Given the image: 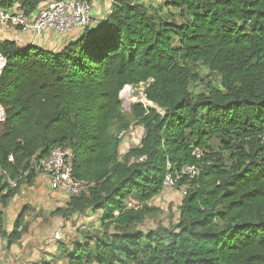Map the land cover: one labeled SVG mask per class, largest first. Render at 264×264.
I'll list each match as a JSON object with an SVG mask.
<instances>
[{
    "label": "trees",
    "instance_id": "trees-1",
    "mask_svg": "<svg viewBox=\"0 0 264 264\" xmlns=\"http://www.w3.org/2000/svg\"><path fill=\"white\" fill-rule=\"evenodd\" d=\"M49 0H0V10L35 13ZM183 22L135 0H113L110 14L58 52L0 39V221L33 161L55 147L72 152L73 176L89 191L51 216L98 214L39 264H264V0H169ZM218 78L204 82L197 67ZM146 86L147 101L124 111L126 86ZM139 143L121 153L133 127ZM202 157L196 159L193 150ZM13 157L10 161L9 158ZM185 166L177 223L139 229L167 174ZM22 179L10 188L7 178ZM26 212L9 244L21 240ZM7 232L4 231V237Z\"/></svg>",
    "mask_w": 264,
    "mask_h": 264
},
{
    "label": "built area",
    "instance_id": "built-area-1",
    "mask_svg": "<svg viewBox=\"0 0 264 264\" xmlns=\"http://www.w3.org/2000/svg\"><path fill=\"white\" fill-rule=\"evenodd\" d=\"M110 2L112 3L113 0H110ZM11 26L23 31L33 30L37 32V34H42L48 30H53L58 34L67 33L76 28L85 30L93 26L92 2L91 0H49L31 15H27L17 8H13L9 11L0 10V34ZM6 66L7 59L0 53V79ZM132 88L137 87L126 86L122 91L123 97L126 91L130 92L127 97L130 103H132V101L135 102V100H132L134 97L132 96ZM5 120L6 112L0 102V123L5 122ZM125 137L126 136H124V138ZM193 156L196 159H200L202 157V151L199 148H195L193 150ZM9 160L12 161L13 157L11 156ZM33 162L34 175L47 183L53 191L64 193L69 197L79 196L89 191L90 184L77 180L73 176L74 169L72 165V152L70 149L55 147L50 151L47 157L41 159L39 162ZM1 173L0 170V174ZM198 175L199 170L192 166H185L175 174L169 173L164 182L165 191L176 189L177 183L183 176L194 178ZM21 179L22 177L18 180L7 178L10 188H16ZM183 194L185 196L186 189L183 190ZM4 231L3 223L0 221V243L3 242L5 238ZM55 235L57 239H59L60 234L56 232Z\"/></svg>",
    "mask_w": 264,
    "mask_h": 264
},
{
    "label": "crops",
    "instance_id": "crops-1",
    "mask_svg": "<svg viewBox=\"0 0 264 264\" xmlns=\"http://www.w3.org/2000/svg\"><path fill=\"white\" fill-rule=\"evenodd\" d=\"M91 2L93 25H96L110 14L112 3L110 0H91ZM82 33V29L76 28L64 34H58L53 30L37 34L33 30L23 31L11 26L0 34V39L15 41L21 46H33L58 52L68 43L77 41ZM34 179L32 185L22 186L21 192L12 199L9 206L4 210L3 227L7 236L0 243V264H39L43 260H51L59 255V247L50 246L45 237L33 245L26 246V239L29 236L23 235L21 240L12 245L9 244L8 234L14 231L25 212L23 226H28L27 232L31 233L34 228L44 224L49 213L51 215L57 208L64 207L69 201L68 195L53 191L47 183L36 176ZM89 213L92 212L87 214ZM54 239L57 240L56 235Z\"/></svg>",
    "mask_w": 264,
    "mask_h": 264
},
{
    "label": "rangeland",
    "instance_id": "rangeland-1",
    "mask_svg": "<svg viewBox=\"0 0 264 264\" xmlns=\"http://www.w3.org/2000/svg\"><path fill=\"white\" fill-rule=\"evenodd\" d=\"M168 1L169 0H135V2L141 3L151 8L153 13L163 7V13L166 18H169L168 20L175 19L177 21L183 22V18L180 16L179 9L172 7V9H170L171 13L168 15L170 11L164 7ZM195 71L199 73L200 78L204 81L194 86L196 91L205 90V82H212V84L217 85V76L210 75V73L203 67L199 66L195 69ZM145 88V85L132 88V96H134L132 100H135V102L132 101V103L127 100L130 92L126 91L124 97L123 92L121 93L122 104L126 114L129 115L131 113L134 103L143 104L146 107H155L152 103L145 99ZM142 133L143 127L134 123L131 131L122 141L121 153H125L131 145L138 143L141 139ZM185 189L186 188L184 187L169 189L151 200L148 203V206L153 209V212L149 214L145 223L139 229L149 231L155 228L173 227L178 221L179 207L184 197L183 190ZM86 214L76 219L73 217L69 220H65L59 216H51L49 213V216L45 218L44 224L34 228L31 233H24V235L29 236V238L26 239V246H29L30 244L33 245L36 241L45 237L47 238L46 241L50 246L59 247L60 243H65L70 247L72 242L83 232H93L99 230V215L93 213ZM56 232L60 234L59 239L57 240L54 239Z\"/></svg>",
    "mask_w": 264,
    "mask_h": 264
}]
</instances>
